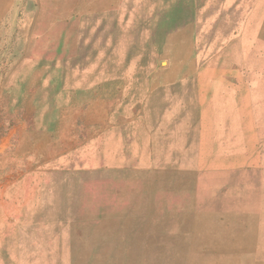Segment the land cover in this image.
<instances>
[{
  "label": "rangeland",
  "instance_id": "rangeland-1",
  "mask_svg": "<svg viewBox=\"0 0 264 264\" xmlns=\"http://www.w3.org/2000/svg\"><path fill=\"white\" fill-rule=\"evenodd\" d=\"M48 176L58 215L27 180L8 234L264 264V0H0V187Z\"/></svg>",
  "mask_w": 264,
  "mask_h": 264
},
{
  "label": "crops",
  "instance_id": "crops-1",
  "mask_svg": "<svg viewBox=\"0 0 264 264\" xmlns=\"http://www.w3.org/2000/svg\"><path fill=\"white\" fill-rule=\"evenodd\" d=\"M34 178L40 181H35ZM19 180L13 183L11 187H0V207H4L9 192L20 195L23 193L22 184H25L27 180H32V182L34 180L35 183L37 182V186L33 187V190L37 192L38 206L42 204L47 210L39 214L35 213L37 210L35 208L33 214L58 215L59 211L55 209L56 203H53L52 200H57V203H59L60 195L70 192L69 188L63 189L59 186L61 183L69 184L70 182L65 180H71L70 178L48 176L25 177ZM41 181L43 182L41 183ZM16 199L20 200V198ZM25 211H18L17 214L15 212V215H25ZM21 221L23 220L20 219L12 226V234H8L0 226V264H114L113 261L118 258L122 259L124 256L123 250H112L118 247L122 248L120 242L68 239L66 234L61 235L60 230L54 231L49 227H47L48 229L35 228L34 235L28 236L26 230L20 229L22 227ZM54 221L58 222V219ZM26 236L30 239H24ZM112 257L115 260L111 259Z\"/></svg>",
  "mask_w": 264,
  "mask_h": 264
}]
</instances>
